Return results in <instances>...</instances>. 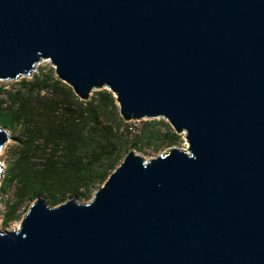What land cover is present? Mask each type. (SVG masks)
Listing matches in <instances>:
<instances>
[{"label":"water","instance_id":"1","mask_svg":"<svg viewBox=\"0 0 264 264\" xmlns=\"http://www.w3.org/2000/svg\"><path fill=\"white\" fill-rule=\"evenodd\" d=\"M41 60L187 147L127 150L85 203L35 198L0 264H264V0H0V80Z\"/></svg>","mask_w":264,"mask_h":264},{"label":"trees","instance_id":"2","mask_svg":"<svg viewBox=\"0 0 264 264\" xmlns=\"http://www.w3.org/2000/svg\"><path fill=\"white\" fill-rule=\"evenodd\" d=\"M4 94L0 124L18 127L19 134L7 177L15 189L4 221L38 196L50 205L68 197L88 199L128 148L138 141L157 148L174 136L161 135L151 122L143 124L139 135L129 136L107 89L92 91L82 101L57 78L34 76Z\"/></svg>","mask_w":264,"mask_h":264},{"label":"rangeland","instance_id":"3","mask_svg":"<svg viewBox=\"0 0 264 264\" xmlns=\"http://www.w3.org/2000/svg\"><path fill=\"white\" fill-rule=\"evenodd\" d=\"M34 76L41 78V77H54L56 76L53 73L52 66L46 60H41L36 63L29 73V75L19 76L15 79H3L0 80V108L4 107L7 102L5 100V92L6 91H13L14 89L18 88L19 83L24 80H31ZM65 84V83H64ZM99 90V89H98ZM95 91V90H93ZM92 91L90 92V95ZM89 95V96H90ZM123 121V120H122ZM124 125L129 129L130 134L132 135H139V131L142 128L145 122H151V126L156 129L161 135H174L171 139H164L163 141L158 144L157 148H155L154 144H146L145 142H137L136 146L130 147L127 150H133L134 153L138 154L139 156L143 157L144 159L154 157L160 153L165 152L171 146H174L179 149H186L187 143L185 141L184 135L182 133H175L168 122L161 117L153 118V119H138V120H129L123 121ZM0 128L5 129L8 134V139L0 149V231L16 229L19 226V221L28 209L29 205L33 202V200L25 202L16 212V216L4 221V215L6 213L7 207L11 203L13 199V191L15 189L14 182L8 180L9 176V168L12 165L13 159L15 157L16 148H17V140L16 137L18 134V127L14 129L6 128L5 126L0 124ZM159 143V141H157ZM126 150V151H127ZM126 153V152H125ZM124 153V154H125ZM47 206H56L50 205L48 200L45 197H40ZM37 198V197H36ZM74 198L78 203H85L90 200L88 199H77L75 197H68ZM67 198V199H68Z\"/></svg>","mask_w":264,"mask_h":264},{"label":"bare ground","instance_id":"4","mask_svg":"<svg viewBox=\"0 0 264 264\" xmlns=\"http://www.w3.org/2000/svg\"><path fill=\"white\" fill-rule=\"evenodd\" d=\"M34 67V66H33ZM183 134V133H182ZM17 229V228H16Z\"/></svg>","mask_w":264,"mask_h":264}]
</instances>
